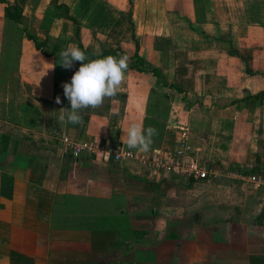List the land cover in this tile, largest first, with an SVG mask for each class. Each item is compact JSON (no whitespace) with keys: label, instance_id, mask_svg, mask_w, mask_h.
<instances>
[{"label":"crops","instance_id":"crops-1","mask_svg":"<svg viewBox=\"0 0 264 264\" xmlns=\"http://www.w3.org/2000/svg\"><path fill=\"white\" fill-rule=\"evenodd\" d=\"M31 3L42 16L28 30L58 49L45 55L26 37L6 47L0 3V74L17 68L0 92V264H264V193L231 180L264 173V0ZM68 45L129 57L117 95L82 110L80 124L57 121L71 107L62 84L80 67L59 64ZM131 123L157 130L152 148L173 146L186 125L218 170L204 182L223 183L196 193L185 185L198 182L151 178L134 161L74 159L56 138L114 145Z\"/></svg>","mask_w":264,"mask_h":264},{"label":"clouds","instance_id":"clouds-1","mask_svg":"<svg viewBox=\"0 0 264 264\" xmlns=\"http://www.w3.org/2000/svg\"><path fill=\"white\" fill-rule=\"evenodd\" d=\"M58 57L59 64L65 69L72 68L74 62H80V67L73 73L71 81L62 84L64 96L71 107L59 110L60 115L57 119L59 123H82V110L100 107L105 98L115 97L128 70L127 55L119 58L109 55L90 59L76 45H68L59 52ZM56 103H61L59 96L56 97ZM123 133L121 140L124 147L138 149L141 152L150 150L153 143L152 137L158 134L155 128L144 129L137 123H131ZM103 154L106 157L110 156L109 152H103Z\"/></svg>","mask_w":264,"mask_h":264},{"label":"built area","instance_id":"built-area-1","mask_svg":"<svg viewBox=\"0 0 264 264\" xmlns=\"http://www.w3.org/2000/svg\"><path fill=\"white\" fill-rule=\"evenodd\" d=\"M56 138L74 159L87 155L106 163L134 161L144 168L151 178L173 176L188 181H199L209 180L218 175V170L212 166V162L200 155L199 149L192 144L190 131L186 125L177 126V136L173 146L150 147L147 152L128 149L123 143L110 145L95 139H72L65 133H57ZM103 152H109L110 156L106 157ZM232 175L264 189L263 172L246 175L232 173Z\"/></svg>","mask_w":264,"mask_h":264},{"label":"rangeland","instance_id":"rangeland-1","mask_svg":"<svg viewBox=\"0 0 264 264\" xmlns=\"http://www.w3.org/2000/svg\"><path fill=\"white\" fill-rule=\"evenodd\" d=\"M20 4H21V7H22L23 23L26 25L27 28H30V27L35 28L37 26V24H36L37 21L38 22L41 21V16H42L41 13H36V12H39V10L36 9L34 16H32V13L34 12L32 10V8H33L32 3L24 5V0H21ZM51 6H54V5H51ZM53 9L54 8H51V7L48 8L46 14L43 15V17H42V22L43 23H48L47 21L52 19L50 15H51V13H53ZM31 10H32V12H31ZM49 10H51V11H49ZM23 12H24V14H23ZM55 21L58 23V24L55 25V28L56 29H59V28L61 29V20H55ZM3 23H4L3 26L4 27H8L10 29L11 34L14 35V37H15V40H14L15 44L14 45L20 44L21 40L25 37L23 35L25 33L21 29L14 28L15 25L10 23V22H7L5 20V18H4V22ZM17 39H20L19 40L20 43H18L19 41ZM12 56H13V52L6 51V52H4L3 60L7 63V61H9L12 58ZM13 64H14V62L11 65H13ZM6 66L7 65H5V67ZM16 75H17V68L16 67L8 68L7 70H5V72L0 74V77H1L0 80H3V84L0 85V92H1L2 95H5L6 92H10L11 88H10L9 84H13V81L17 78ZM6 88H7V90H6ZM1 98H2V96H1ZM249 174H251V173H249ZM222 180L223 179L220 177L219 179H217L215 181V184L205 183L204 181H207V180H199V181H194V182H198L195 185H193V184H191L189 182L188 183L189 185L186 184L185 186H190V187L194 188L196 193H200V191L208 193V192H211L214 189H218L219 187L217 186V184H219V183L222 184L223 183ZM231 180L235 181L238 184V185L236 184L237 187H239V189L242 188L241 191L244 192V193H247L249 196L254 195L257 192L264 193V189L256 187L253 183H250L247 180H241L238 177H237L238 181L237 180H233V179H231ZM181 184L183 185V183H181ZM208 184H211L212 187L208 186ZM240 185H242V187ZM179 186H181V185H179ZM217 197L220 198V196H217ZM217 197H216V199L218 200ZM260 200H264V199L260 197ZM238 207H239V205H238ZM230 213H232V212H228V214H230ZM108 221L110 223H113V224H116V222H117V220H113V218H110Z\"/></svg>","mask_w":264,"mask_h":264},{"label":"trees","instance_id":"trees-1","mask_svg":"<svg viewBox=\"0 0 264 264\" xmlns=\"http://www.w3.org/2000/svg\"><path fill=\"white\" fill-rule=\"evenodd\" d=\"M58 0H52V4H56L57 7L59 4L57 3ZM0 3L3 4V16L7 22H10L14 24V28L16 29H21L25 34H23L27 39L31 40L34 44V46L40 50L43 54L45 55H52L57 51L58 47H55V45L52 46L51 51L45 50V46L47 45L46 42H41L28 28L26 25L23 23V16H22V7L21 4L18 1H15L13 5H10L8 1L6 0H0ZM60 7V6H59ZM4 45L7 47L8 43H13L15 40V37L13 34H11L10 29L8 27H5L4 29ZM18 41L20 39H17ZM20 43V41L18 42ZM9 50L8 48H6ZM117 50L120 49H115L112 50L108 53H105L106 56H117ZM121 51V50H120ZM136 55V54H135ZM102 57V56H101ZM153 73H157L156 69H152ZM246 174V173H245Z\"/></svg>","mask_w":264,"mask_h":264}]
</instances>
